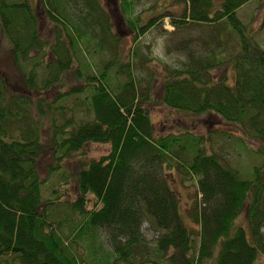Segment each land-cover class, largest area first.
<instances>
[{"label":"trees","instance_id":"trees-1","mask_svg":"<svg viewBox=\"0 0 264 264\" xmlns=\"http://www.w3.org/2000/svg\"><path fill=\"white\" fill-rule=\"evenodd\" d=\"M122 1L125 13L136 3ZM173 1L183 7L181 14L151 8L161 14L139 26L136 43L140 34L171 17L176 30L227 22L240 44L227 56L217 36H209L203 51L184 42L186 59L174 68L162 66V104L184 116L221 117L264 145V49L237 15L253 0ZM43 6L54 25L51 41L40 36L37 12L28 0H0V25L14 59L31 90L57 85L63 91L66 74L74 72L81 83L59 92L56 100L83 97L91 115L79 121L73 110L69 118L62 111L61 124L53 116L58 162L49 168L59 170L64 161L83 155L88 144L111 149L99 159L81 162L73 202L63 203L60 195L45 200L37 168L42 127L32 121L23 125L29 120L28 102L9 95L0 77V264H142L143 253L153 254L151 264H256L264 255V166L255 167L251 179H242L221 156L208 151L206 137L189 131L156 133L148 105L156 101L152 85L159 78L153 72L148 79L136 75L135 61L125 62L122 40L101 0H43ZM85 49L111 59L94 68L82 59ZM46 51L52 58L41 86L35 68L44 63ZM25 62H33L28 73ZM121 76L127 80L115 85L113 77ZM261 152L264 156V146ZM172 174L197 184L189 217L200 228L198 243L184 222ZM244 211L247 227L239 223ZM145 224L156 235L153 250L146 249ZM99 232L108 244L103 258ZM84 241L86 257L76 250Z\"/></svg>","mask_w":264,"mask_h":264},{"label":"rangeland","instance_id":"rangeland-1","mask_svg":"<svg viewBox=\"0 0 264 264\" xmlns=\"http://www.w3.org/2000/svg\"><path fill=\"white\" fill-rule=\"evenodd\" d=\"M28 1L36 9L40 36L50 41L53 40L55 36L54 25L46 17L43 0ZM135 1L136 3L132 5L134 9L132 10V6H129L127 13H125L127 6L123 5L124 1L122 0H101V4L110 19L113 31L122 40V45H120L121 50L122 48L124 50L125 62L135 61L134 64L136 63L137 66L134 67V73L136 75L148 79L153 72L154 77L159 78L152 85V94L156 101L153 105H148L156 133L162 135L175 133L179 135L181 134L180 131H189L195 136H204L207 140L205 144H207L206 147L209 152L221 156L225 163L232 166L240 174L242 179H251L254 176V168L264 166L263 153H259V149L264 145L260 139L252 138L237 126L228 124L221 117L215 115H180L163 105L161 100L163 67L174 68L186 59V55L182 51L184 42H187V45L193 42L196 49L203 51V44L208 42L209 36H217L223 42L221 44H224L228 49L226 55L229 56L236 53L233 51V47L236 50L239 48L238 34L234 32L232 26L227 22L226 24L224 22L201 25L189 24L184 26V29L176 30L171 23V17H167L162 22L159 21L156 27L145 35L140 34L139 36L141 37L136 43L135 36L137 33H141L138 28L142 23L145 24L150 18L158 16L162 12H172L179 16L183 7L174 3L173 0H132V2ZM153 7L161 13L153 14L150 11ZM237 15L247 25L248 34L253 36L264 49V0H253L247 3L237 11ZM5 36L0 25V77L5 82L9 95L20 101L26 100L28 102L29 113L27 119L29 120L23 122V125L32 121L42 127L40 131L42 153L37 165L39 177L43 182L42 196L47 200L53 199V195L57 197L60 195L59 198L63 203L73 202L78 194L77 174L81 162L99 159L107 155L111 148L109 145L88 144L84 149L83 155L72 156L69 160L63 162L59 170L51 171L49 166L52 164L56 166L58 162L52 143L53 116H58L57 123L61 124L64 122L61 112H67V117L69 118L73 116L71 111L73 110L79 121L91 119L88 107L82 103L83 97L80 99L78 97H69L56 100L59 92H68L81 82L75 77L74 72H70L66 74L63 91L57 85L49 91L44 89L31 90L25 82V75L21 72L14 59L13 48ZM92 51L93 49H91V52L85 49L82 59L85 62H91V66L94 68L100 66L103 61L106 62L111 59L110 54L94 55ZM45 54L44 63L35 68L40 74L38 84L41 86L43 80H45L44 68L52 58L47 51ZM35 55L36 52L31 53V57ZM136 56L139 58L136 59ZM39 58L42 60V56ZM23 67L28 73L33 67V62H25ZM217 73L219 74L220 72L217 71ZM112 80L116 85L118 82L125 83L127 77H113ZM142 81L141 86L146 87L148 85L147 81L145 79H142ZM24 103L26 102L24 101ZM60 105L65 107L64 110L58 108ZM41 107L45 114L43 116ZM262 175L264 176V167ZM169 177L171 184L178 193L184 222L195 232V239L198 243L200 228L189 217V210L194 206L196 194L198 193L197 184L195 181L184 182L176 174L169 175ZM239 223L247 227L245 211L241 214ZM143 234L146 239V249L153 250L156 235L149 230L148 224L143 226ZM98 236V244L103 246L99 248V254L103 258L108 255L107 238L102 232H99ZM86 244L87 242L84 241L80 247L78 245L76 247V250L82 256L85 255L84 246ZM152 256L143 253L139 260L142 264H151ZM204 264L211 263L205 262ZM256 264H264V255L258 258Z\"/></svg>","mask_w":264,"mask_h":264},{"label":"water","instance_id":"water-1","mask_svg":"<svg viewBox=\"0 0 264 264\" xmlns=\"http://www.w3.org/2000/svg\"><path fill=\"white\" fill-rule=\"evenodd\" d=\"M43 264H47V263H43Z\"/></svg>","mask_w":264,"mask_h":264}]
</instances>
